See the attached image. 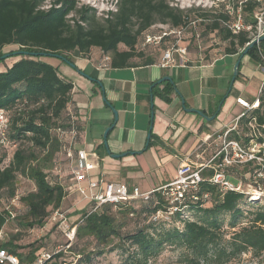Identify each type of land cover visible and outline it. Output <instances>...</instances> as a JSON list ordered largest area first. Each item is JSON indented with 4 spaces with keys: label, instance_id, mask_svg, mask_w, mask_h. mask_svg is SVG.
<instances>
[{
    "label": "trees",
    "instance_id": "16d2710c",
    "mask_svg": "<svg viewBox=\"0 0 264 264\" xmlns=\"http://www.w3.org/2000/svg\"><path fill=\"white\" fill-rule=\"evenodd\" d=\"M200 18L206 22L198 23V31H191L189 51L195 47L198 52L197 34L202 45L212 34L226 42V54L239 53L251 40L248 33L233 35L223 28L222 14L195 8L181 10L168 0H118L116 10L108 11L104 18L97 17L94 7L79 6L76 0H0V61L9 46L18 47L10 56H21L6 72H0V109L10 120V146L0 150V202L9 203L0 211V233L11 215L20 229L43 227L51 211L62 207L72 186V159L65 151L72 145L61 133L69 134L74 122L79 128L72 101L74 85L40 58L61 56L70 63L73 52L88 56L100 51L110 57L113 69L148 67L173 41L169 37L158 45L143 47L145 33L151 27H179ZM214 48L212 45L205 54ZM247 55L264 66V41ZM259 100L258 108L240 118L241 133L232 132L230 139L244 144L264 140V96ZM80 133L79 129L74 145L79 143ZM73 151L76 158L75 146ZM41 161L54 166V177L45 173ZM247 172L238 169L234 174L240 177ZM20 178L32 181L35 190L21 199L25 210L18 215L10 204L17 198ZM204 194H209V199L202 198ZM199 196L196 201H186L177 213L158 220H154L155 215L168 210L166 199L158 192H153L149 200L104 204L95 211L94 205L88 204L74 226L76 241L69 252L80 256L83 263L122 250L127 255L126 264H152L168 247L180 251L181 264H233L248 254L264 257V203L242 193L223 192L208 181L201 185ZM131 222L136 224L133 231L128 229ZM19 236L17 233L0 247L18 255L23 264L32 263L45 251L34 244L27 247L28 252L21 251L26 247L18 243ZM92 245L95 248L88 252ZM56 251L50 253L52 258L46 264H72L66 260V249Z\"/></svg>",
    "mask_w": 264,
    "mask_h": 264
},
{
    "label": "crops",
    "instance_id": "0c3cea01",
    "mask_svg": "<svg viewBox=\"0 0 264 264\" xmlns=\"http://www.w3.org/2000/svg\"><path fill=\"white\" fill-rule=\"evenodd\" d=\"M211 36L213 41H221L217 36ZM9 47L18 49L17 46ZM241 53L240 50L237 54H226L225 49L214 48L208 55L203 52L206 62L205 59L199 60V52H189L184 61L174 53L173 62L165 64L163 52L152 66L123 70L113 69L111 60H106L109 56H103L100 51H92L88 56L71 53L69 58L73 66L57 58L61 64L53 66L74 85L73 108L78 114L81 132L76 149L87 153L89 150V157L93 161L98 160L95 163L88 158V162L98 166L93 174L103 176L107 182L125 183L146 193L174 181L181 160L192 155L207 135L213 139L201 151V161L209 160L219 142L216 134L235 125L237 118L246 112L238 99L250 104L259 100L264 66L257 64L249 55L241 59L239 77L231 86ZM165 77L171 78L172 82H160ZM152 97L155 115L151 146L147 147ZM191 109L214 119L206 121L196 113L187 112ZM113 110L118 113V121L109 132L107 142L112 155L127 154L123 157L128 159L121 163H128L120 165L121 169L108 163L105 157L109 155L104 133L115 122ZM145 155L157 162L154 168L156 180L148 177L147 189L142 187L137 174L130 171L143 169L132 159ZM143 175L149 176V173L144 172ZM73 185L74 181L69 190ZM76 194L79 204L87 207L89 203Z\"/></svg>",
    "mask_w": 264,
    "mask_h": 264
},
{
    "label": "built area",
    "instance_id": "2783aa9c",
    "mask_svg": "<svg viewBox=\"0 0 264 264\" xmlns=\"http://www.w3.org/2000/svg\"><path fill=\"white\" fill-rule=\"evenodd\" d=\"M170 3V2H169ZM191 5L187 7L181 0L171 2L170 5L181 10L190 8L201 9L204 12H210L215 15L222 14L224 20H221L223 28L230 31L233 35L240 33H248L250 42L257 41L264 37V0H192ZM245 11H254L247 14ZM206 22V19L189 20L179 27H171L169 25H155L145 33L143 47L147 45H158L165 38H172L171 46L164 52L163 60L168 64L173 62V54L178 53L181 60L184 61L188 56V41L191 31L196 29V24ZM158 31H152L153 28ZM214 35V34H213ZM199 60L203 58V48L199 41V35L196 36ZM184 41L186 42L184 43ZM245 47V48H246ZM241 49V52L244 49ZM110 60L109 57L106 59ZM264 70V68H263ZM260 96H264V81L259 91ZM259 101L250 104L244 99H238V103L243 106L246 111L258 108ZM237 118V123L232 128L226 127L225 130L216 134L219 141L217 149L212 157L207 161H201L202 150L209 145L213 136L207 135L197 146V149L190 156L184 157L178 168L177 177L174 181L163 185L151 192H142L137 187H130L125 183L107 182L103 176L93 174L98 168L88 162L89 154L85 150H78L75 158L73 147L76 138L79 135V128L74 122L73 128L69 134L61 133V136L69 139V145L66 147L67 157L72 159L71 174L73 175V190L80 194L83 200L89 202L98 208L104 204H121L135 199L149 200L153 192L162 193L168 203V210L158 212L154 220L168 218L170 215L177 213L181 206L188 200L196 201L199 198L209 199V194L199 196L201 185L208 181L223 191H234L250 196L253 200L264 203V140H252L249 144H244L239 140L230 139L229 135L237 131L238 122L242 116ZM254 129V126L251 125ZM10 120L7 112L0 109V150L10 146L9 141ZM257 139V133H254ZM74 145V146H73ZM247 169L248 172L244 176L236 177L234 172L238 169ZM206 173L210 175L207 176ZM71 188V189H72ZM18 198L13 200L17 201ZM59 217V221L66 222V217L60 213V209L55 211V219ZM14 218V215H11ZM2 232L0 233V244L3 241ZM76 234V228L69 231L73 240ZM64 249L59 247L57 253ZM52 255L47 251H42L38 257L29 264H46ZM0 264H23L20 257L15 253L9 252L7 249L0 247Z\"/></svg>",
    "mask_w": 264,
    "mask_h": 264
},
{
    "label": "rangeland",
    "instance_id": "374dc122",
    "mask_svg": "<svg viewBox=\"0 0 264 264\" xmlns=\"http://www.w3.org/2000/svg\"><path fill=\"white\" fill-rule=\"evenodd\" d=\"M79 3V6H91L94 7L97 10V17L98 18H104L105 14L108 11H115L116 10V4L118 0H76ZM170 3L177 2L178 0H168ZM184 5L190 6L192 0H181ZM74 16V15H72ZM159 27L153 28L152 31L156 32L158 31ZM196 29L198 31L199 24H196ZM213 36H211L204 45H202L203 50L206 52L210 50L211 46L213 45L217 49H225L227 44H223L219 39L217 41H213ZM16 48L8 47L4 49L5 54H9L12 51H17ZM197 48H191L190 52H196ZM21 59V56H10L4 58L3 61H0V72H6L8 68L12 67V65L19 61ZM41 61L46 62L51 65L57 66L58 64H61L60 61L55 57H41ZM62 69H65V66L62 65ZM61 69V70H62ZM235 126V125H233ZM232 128V127H228ZM252 130H255L252 128ZM237 131H240V128L237 127ZM254 133V132H253ZM88 154L91 155V151L88 150ZM109 155V154H108ZM107 159V162L118 166L117 169H121L120 165L127 164L128 162L125 161L124 163H121L123 160L128 158H119L114 159L113 157L105 156ZM108 157V158H107ZM127 157V156H126ZM91 161H93L92 158L89 157ZM97 159L93 162L97 163ZM132 162H137V164L142 165L143 169H131L130 171L132 173L137 174V178L139 179V182L141 183L143 188H148V180L147 178L150 177L153 180H156V175L154 168L156 167V161L152 158L148 157V155L141 156L139 159H132ZM41 167L44 169L45 173L49 177H54L56 175V170L54 166L51 163L41 161L40 162ZM148 172L149 176H144L143 173ZM160 177L161 174L158 173ZM18 187H17V201L10 204V209L13 212H16L18 215H21L25 207L23 203L21 202V199L29 194L30 192L35 190V185L32 181H29L24 178H20L18 181ZM78 197L76 192H74L73 189L68 190L67 197L63 201L62 207L60 208V213L66 217V222L62 223L58 220L59 217L55 219V211H51L50 217L46 220L43 227L40 228H26V229H20L18 227L17 220L15 218H11L8 220L7 224L2 230V237L3 241L1 243H6L9 241L12 236L16 235L17 233H20L21 236H19L18 243L20 245H23L25 250H21L24 252H28L29 249L27 247L31 244H34L35 247L39 246L41 249H45V251H48L49 253L56 251L59 247L66 249L67 252H65L66 260L72 264H126V258L127 255H123L122 250H117L115 252L106 253L103 256H98L93 258V260L90 263H83L79 262L80 256H74L69 252V247L75 243L76 239L74 237L73 240H70L72 237L69 234V231L72 230L74 227L82 218L83 211L86 209L85 205L82 206V204H79ZM86 201V200H85ZM88 202V201H86ZM0 202V211H3L7 205L9 204L7 201ZM89 203V202H88ZM9 206V205H8ZM136 228L135 222H131L128 226V229L133 231ZM76 236V234H75ZM80 243L77 247H79ZM95 247L94 245L89 247V251L93 250ZM180 251L176 250L174 248L168 247L164 252L161 254V256L152 262V264H181L180 262ZM233 264H264V257L263 258H256L251 256L250 254L244 256L241 258V260H237Z\"/></svg>",
    "mask_w": 264,
    "mask_h": 264
},
{
    "label": "water",
    "instance_id": "95a60500",
    "mask_svg": "<svg viewBox=\"0 0 264 264\" xmlns=\"http://www.w3.org/2000/svg\"><path fill=\"white\" fill-rule=\"evenodd\" d=\"M264 41V37H262L260 39V43ZM255 45H257V41H254L252 42L250 45H248L244 51L241 53L240 55V59L239 61L236 63L235 65V68H234V74H233V77H232V81H231V86H233L234 82L236 81V78L237 76L239 75V67H240V62H241V59L246 56L248 54V52L250 51V49H252ZM21 53L22 55H29V53L27 52H19ZM33 56L37 55V54H32ZM42 55H45V54H42ZM6 57H10V54H5L3 58H6ZM57 58H60V59H63L61 56H55ZM73 66V64H71ZM83 74V73H82ZM84 75V74H83ZM85 76V75H84ZM162 81H169V82H172V79L169 78V77H165L163 80H161L160 82ZM100 86L102 87V90H103V86L102 84L99 82ZM105 99V98H104ZM106 100V99H105ZM152 104H151V107H152V114H151V126H150V132L148 134V137H147V144L146 146L148 147L149 146V143H150V140H151V132H152V129H153V121H154V111H153V108H154V103H153V97H152ZM109 104V103H108ZM184 104V102H183ZM114 112V115H115V122L114 124L109 127L105 133H104V144H105V148L107 149V153L113 157L114 159H118V158H121L123 156H126L127 154H121V155H112L111 152H110V149H109V145H108V142H107V137H108V134L109 132L114 128L115 124L117 123L118 121V113L116 110H113ZM187 112H191V113H196L198 115H200L201 117H203L206 121H212L214 119V117L212 118H209L205 113L201 112V111H198V110H194V109H191V110H187ZM131 154H135V153H131Z\"/></svg>",
    "mask_w": 264,
    "mask_h": 264
}]
</instances>
